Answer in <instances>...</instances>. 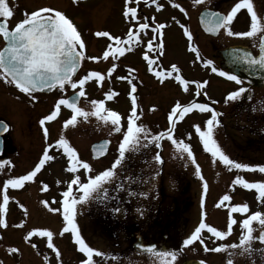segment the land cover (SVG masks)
Segmentation results:
<instances>
[{"label": "rangeland", "instance_id": "374dc122", "mask_svg": "<svg viewBox=\"0 0 264 264\" xmlns=\"http://www.w3.org/2000/svg\"><path fill=\"white\" fill-rule=\"evenodd\" d=\"M103 1L105 2V9H102L100 13L97 11L98 14L95 13L94 15L91 12L88 23L91 28L109 31L110 36L104 38L95 35L84 36L88 48L85 52L86 62L80 73V77H84L89 75L90 71L101 73L100 69L103 68L101 74L105 77V80H101L104 82L101 87L97 81L88 84L85 90L87 93L86 99L81 105V109L88 113L86 118L90 125L88 141L110 133L115 140V151L111 153L112 157L110 156L106 160L111 164L115 158L119 157V145L123 141L129 126L131 103L128 95L130 94L131 82H137L136 84L140 87L139 112L134 118V122L147 130V135L143 132L139 134L138 146L134 150L126 151L125 154L124 160L127 161L132 158L135 161L136 168L132 171L129 168H122V170H126L125 175L121 174V169L116 170L115 176L103 187H109L112 183H115L114 187L120 189V191L126 189L125 196L122 199L124 200L126 197V203L140 205V208H134L133 213L137 216L135 219L141 222L145 220L142 216L148 210L149 212L151 209L156 210L158 205L184 203L187 195L183 196L181 190L185 187V183L190 181L192 188L189 194H203L207 199V203H220L224 195H229L231 197L230 201L224 202L227 204L226 208L228 210L236 205L245 203L250 205V211L245 213L247 216L239 218L238 223L233 225L235 231H241V222L250 218L254 214L253 211L264 214V198L249 202L251 200L247 197L258 196L257 191L236 184L235 178L239 176L248 182H264V173H260L258 170L230 169L218 157H212L211 153L204 148L203 142L194 127L199 126L201 130L206 131V121L212 115H209V112H200L196 108L188 113L177 110V113L172 117L176 121L175 124L171 123L169 116L177 103L182 107L192 103H207L215 108L216 112L221 113L217 118L219 125L213 129L214 139L221 149L237 162L264 166V87L252 88L245 83L238 84L220 76L218 72L213 74L211 70L213 66L222 70L219 64L221 59H217L216 54L218 55L220 51L226 49L229 45L237 43L247 45L257 53L261 37L264 35L260 9L262 0H251L258 17L257 33L254 36L242 37L228 34L229 28L232 32L250 30L251 18L247 16L245 8H241L228 27L223 28L216 39L209 38L200 31L198 15L203 9L211 7H216L223 14L228 15L231 9L241 0H202L199 3L196 0H152V8H147L143 12L144 17L148 18L150 22L149 27L146 28L148 34H152L148 37L149 39L143 37L145 29L141 30L139 27L145 20L142 17L143 14L139 15L138 28L135 29V31L137 30L136 33L139 34L137 37L134 36L135 32L132 31L135 26L133 27L130 24V21L136 17H130V19L129 16L125 17L123 15L124 6H138L139 8L145 5L146 0ZM109 2H113V4L110 5ZM110 10L112 11L110 12ZM79 25L83 28L86 24ZM159 25H164V27L160 28L159 34H157L153 29ZM180 25L183 26L182 29L178 28ZM86 27L89 26L86 25ZM130 30L133 33L132 38L135 37L134 40L128 38ZM186 33H191L195 43L193 48L197 49L196 52L202 63L204 64L210 60L213 62L212 67L198 65L189 48L192 46L193 40L186 41ZM111 37H120V40L124 41L122 44H117L118 49H124L121 53L123 57L120 59L114 57L115 39ZM148 40L152 44L151 48L147 44ZM164 41L166 42L165 47H163ZM108 42H111L113 47L111 46V50L107 53ZM105 53H107V56H105ZM145 54L153 59L155 66L153 70L147 68V64L143 59ZM155 56H158V60ZM89 57H97L98 59L93 60ZM157 73L160 75H157ZM123 76L132 81L118 80ZM167 76L170 79H167ZM163 79H167V81ZM181 79L186 80L188 83L181 84ZM197 83H199V88ZM241 87L248 91L235 100H226L231 92L237 91ZM115 92L117 93L116 103L107 105V109L110 112H116L124 119L123 121L120 120L121 132L118 136L113 133L115 126L109 118L110 112L100 113L99 116L95 115L94 113L99 108V104L93 103L99 102L101 100L99 97L102 94V98L105 97L107 101L111 94L114 95ZM64 94L65 91L61 90L51 98L54 100ZM3 95H0V109L4 107L2 103L5 102L4 109L9 110L8 114L12 115L14 119L15 130L19 132V120L16 114L19 112L21 105L11 92L9 95L6 94L7 97ZM84 120V116H79L74 125L81 126L85 123ZM61 123L63 124L65 121H61ZM95 128L98 131L94 130ZM169 129H174L172 132L173 139L190 145L195 163L192 162L191 157L187 156V153L180 150L182 144H173L172 140L167 137L158 142L159 146L153 141V136H159L160 133L167 132ZM157 155L162 157L163 163L155 159ZM197 165L199 166V172H197ZM30 168L31 165H17L15 174L11 175L3 169V163L0 160V209H3L0 212V221H2L0 222V264H53V260L58 258L53 249L48 247L46 236L39 235L38 238H32L26 243H22L18 237L20 235L17 230L20 227V220L24 219V214L30 215L27 219V221H30L29 226L34 225L31 224L33 221L37 223V226L38 223L43 224L41 226L42 231H50L47 229L49 224L40 220L36 208L23 206V210H26V212L20 210L19 202L25 199L24 194L20 191L10 190L11 185H8L7 189L4 187L7 180L26 174L27 169L30 170ZM45 174L47 173L44 172L42 177ZM193 175L200 176V179L193 180ZM47 177H49V173ZM42 182L39 185L42 189L50 187L49 185L45 187ZM5 194L9 197L8 201H10L9 205L6 206L3 203ZM46 198L49 199V196ZM193 209L192 207L190 211L192 212ZM32 215L34 218L31 219ZM219 219L218 216L213 222ZM251 227L253 229L252 237L257 236L260 230L263 229V225L258 222H253ZM30 228H26V230L28 231ZM240 236L239 234L238 237ZM249 243L252 244L253 239ZM59 244L61 249V257L59 258L61 259H58L54 264L76 262L75 251L70 250L62 243ZM255 247L258 248L257 245ZM12 249H16V251H12ZM230 260L232 264H264V251L260 249L237 250L234 251Z\"/></svg>", "mask_w": 264, "mask_h": 264}, {"label": "flooded vegetation", "instance_id": "af4514ba", "mask_svg": "<svg viewBox=\"0 0 264 264\" xmlns=\"http://www.w3.org/2000/svg\"><path fill=\"white\" fill-rule=\"evenodd\" d=\"M7 3L13 11L12 17L7 19L9 29L14 28L17 22L24 19L25 13H31L39 8H53L64 13L76 26L85 44V48L83 49L84 58L81 61V68L73 80L76 81L83 78L80 77V73L86 62L85 52H87L88 48V44L86 43L87 41L84 36H97V32L106 31L103 29L91 28L88 23V17L91 12L94 15L97 11L100 13L102 9H105V2L103 0H7ZM109 3L110 5L113 4V2ZM152 6V0H146L145 5H142L139 8L138 6H131L136 9V18L130 21V24L133 25V27L135 26L134 29H132V31L135 32L134 36L137 37V35H139L138 32L136 33L137 30L135 31V29L138 28L139 15L143 14L145 9H151ZM128 7L130 6H124V11H126ZM206 9L221 12V10L216 7ZM260 9L262 14L261 21L264 25V0H262ZM111 11L112 10H110V12ZM199 15L198 25L200 31L209 38H218L224 27L220 29L216 36L207 35L200 27ZM130 17L131 16L129 15L128 18ZM142 17L145 19L143 22L150 25L148 18H145L144 14ZM4 20L5 18L0 17V22H3ZM84 23L89 27H86L85 25V27L82 28L79 25ZM178 28L182 29L183 26L180 25ZM106 32L110 33L109 31ZM144 33L143 37L146 39H149L148 37L152 35L148 34L146 29L144 30ZM185 36L187 35L185 34ZM118 38L120 39V37ZM134 39L135 37L132 38V40ZM188 40L187 36L186 41ZM147 42V44H149V40ZM108 43L109 46L106 48L107 53L113 47L111 42ZM194 44L193 40V44L189 48L198 65L212 67V65L202 63L198 53L193 51ZM238 45L247 46L237 43L229 45L228 47ZM5 46L6 41L3 36L0 35V50H2ZM165 46L166 42L164 41L163 47ZM151 52L153 51L151 50ZM253 52L256 53L254 50ZM114 57L117 59L123 57L121 52L118 51L116 40L114 44ZM155 58L158 60V56H155ZM216 58L220 59L217 54ZM219 64H221V61H219ZM100 70L102 73L103 68ZM222 70L227 71L225 69ZM91 72L93 71H90V73ZM0 73H2V70H0ZM101 73L100 75L103 77L102 79L97 80L95 77H91L85 82L83 89H81L79 85H77V88L73 89L70 87V84H66L63 89L65 94L54 100L51 96L61 92V89L58 87L50 93H32L30 96L21 92L14 84L8 83L4 79L3 75H0V95L5 93V95H3L5 97L6 94L9 95L11 92L21 105L19 112L16 114L19 120V132H16L15 130L14 119L12 115L8 114L9 110L4 109L5 102L2 103L4 107L0 109V122H4V125L6 124L8 126L7 130H5L2 135L3 154L0 156V160H2L3 169L13 175L15 174V167L17 165H31L30 170L27 169L26 171V174H28L38 165L45 150H47L48 154L53 157V159L45 161L43 166H41L40 171L31 181H25L19 188L10 187V190L13 189L14 191H20L26 196L25 199H22L19 202V208L21 207V211L26 212V210H23V206H33V208L38 210L40 220L49 224L47 229L53 233L52 243L54 247L52 249L56 255L57 250L59 252L58 258L53 260V264L54 262H57L58 259H61L59 258L61 257L59 243H62L70 250L75 251L76 262L72 261L70 264H81V262L86 259L85 254L78 250L79 246L75 243L74 234L71 232H63V229L68 226L67 222L64 220L63 205V201L68 198L63 196V192L67 191L68 188L71 187V197L79 199L82 193L79 191L78 185L71 184L72 180L79 177L80 182L84 183L87 182L89 176L95 177L104 170L111 168L116 158L111 164L107 162L106 159H108L111 156V153H114L115 151V140L113 136L108 133L95 140L88 141L90 125L86 118L84 120L85 123L81 126H65V123L62 124L61 121H66L71 119L73 115H76V113H74L66 105L60 106L59 112L51 121H45L43 125L40 124V121L45 116L55 111V105L60 99H68L69 97L76 95L78 92L83 91L85 95L80 96L77 104V106L81 108L82 103L86 99L87 93L85 90L87 89L88 84L92 83V81H97L98 85L100 84L99 86L101 87L104 83L101 80H105V77ZM215 73L213 72V74ZM167 79L170 78L167 76ZM167 79L163 80L167 81ZM118 80L132 81L131 79H127L125 76L122 78L120 77ZM136 83L137 82H131L130 86V115L133 108H135L136 115H138L139 112L140 87ZM133 87L135 89L134 91ZM116 96L117 93L115 92V94H111L110 98L106 101L105 97L102 98L103 94L100 95L99 99L101 98V100L99 102L103 103V109H100V113L110 112V110L107 109V105L116 103ZM32 97H36V99H32ZM133 97H135V104H133ZM210 107L212 108V106ZM210 114L211 113L209 112V115ZM78 117L79 115L77 116V120ZM120 118L121 121L124 120L123 117L120 116ZM44 128L48 129L47 137L44 135ZM94 130L98 131L97 128ZM120 132L121 128L119 132H116V130L113 131L115 136L120 135ZM61 139L67 141L68 146L74 149L77 154V163L75 164L76 171L69 170L73 167L74 162L69 159L68 155L64 151V148L57 144V141ZM103 140H107L109 142L108 153L102 158H95L98 152H94L92 146ZM50 145L51 147H49ZM79 162L88 163L91 171L89 172L83 169L82 164ZM122 168H129V170L132 171L136 168L135 161L132 158L127 161L123 160L122 165L120 164L115 171L121 169V174L125 175L126 170H122ZM44 172L47 174L42 177ZM48 173L49 177H47ZM198 178L200 179V176H192L193 180H197ZM40 182H42L44 186L49 185L50 187L42 189L39 186L41 184ZM114 184L115 183H112L109 187H103L108 190L106 198L96 199L94 194L93 198H89L76 206L75 223L78 225V230L82 239L88 246L102 253V255H95L93 257L94 264H161V258L158 256V253L165 251L176 253L174 264H201V262H204V264H228V261L234 251L244 249L239 246L241 236L238 237L239 234L242 235V231L244 230L240 229L241 231H235L233 225L238 223L239 218L247 215L245 213L241 214L239 212H231V210L226 208L227 204L225 203H207V199L203 196V194L190 195V189L192 188L190 181L186 182L185 187L181 190L183 191V196L187 195L184 199V203L177 202L169 205H158L156 210L151 209L150 212L148 210L147 213L142 216L145 220L141 222L135 219L137 216L133 213L134 208H140V205L126 203V197L124 200L122 199V197L125 196L124 193H126V189H122L120 191V189L114 187ZM34 186L36 187L33 188ZM47 196H49V199L46 198ZM247 198L251 200L249 202H253V200H255L254 197L251 196H248ZM45 201H47V204ZM9 203L10 201H8L7 204L9 205ZM192 207L194 209L191 212L190 210ZM248 208H251V206L248 205ZM53 209L56 210L54 211ZM116 209H119V211H116ZM253 212L255 213L257 211ZM23 216L24 219L20 220V227L17 225L19 228L17 231H19L20 236L18 237L20 238V241L22 243H26L32 238L35 239L36 237H39L40 232H42L41 226L43 224L40 225L38 223L37 226V223L32 221L31 224L34 225L29 226L30 221H27V219L30 215L28 216L27 214H24ZM218 216L220 219L213 222L215 218H218ZM230 217L233 218L236 223L232 225L230 234H228L225 238H217L212 233H209L207 229H203L201 231L203 244L199 241L194 242L190 246H185L183 244V241L187 239L201 223L215 227L217 230L227 232ZM32 218H34L33 215L31 216V219ZM29 227L31 228L27 231L26 228ZM261 231L262 230H260V232ZM260 232L257 236L253 237V243H249L247 245V247L251 250L260 249L264 251V245L257 240ZM29 233H31V235H29ZM233 244L237 245V247L233 248ZM256 245L258 248L255 247ZM205 246H207V249L209 250L206 251ZM216 247H221L224 250L219 252L211 250ZM153 248L155 251L152 250ZM168 259L170 261V258Z\"/></svg>", "mask_w": 264, "mask_h": 264}, {"label": "snow or ice", "instance_id": "6c2138e0", "mask_svg": "<svg viewBox=\"0 0 264 264\" xmlns=\"http://www.w3.org/2000/svg\"><path fill=\"white\" fill-rule=\"evenodd\" d=\"M196 2H202V0H196ZM177 7H179L177 5ZM241 8H246L248 13L251 16V26L249 31L245 32H232L231 29H228L229 35L234 36H242V37H252L257 33V13L254 10L253 3L251 0H241V2L237 3L230 11L228 15H220L219 13L213 12L210 14V19L208 23L211 25L210 30L215 31L221 27L227 28L231 23L233 18L236 16L237 12ZM13 15L12 9L9 7L7 0H0V17L5 18L3 22H0V35L3 36L6 41V46L0 50V70L4 79L10 83L14 84L17 89L21 92L26 93L31 96L32 92L36 90H44V89H54L59 88L61 90L64 89L66 84H70L73 89L77 88V85L83 89V86L87 80L91 77H95L97 80L102 79L103 77L99 72H91L89 75H85L83 78L74 81L72 79L73 74L75 73L77 67L79 66L81 60L84 58L83 49L85 48L84 41L81 38L79 31L73 22L61 11L53 9V8H39L38 10L32 11L31 13H25L24 19L17 22L14 28L9 29L7 24V19L11 18ZM124 15L131 16L133 18L136 17V9L132 7H128L124 12ZM140 29H146L149 27L147 23H141L139 25ZM164 25H159L154 28L153 31L159 34L160 28H163ZM188 39L191 40V33H186ZM97 36L100 37H109L110 34L106 31H101L96 33ZM133 33L130 30L128 33V38L132 39ZM115 39L117 44H122L124 41L120 40L118 37H111ZM149 48L152 47V44L149 43ZM159 47V46H158ZM119 52L123 53L124 49L119 48ZM193 51H197V49H193ZM261 55L257 58L255 56H251L248 53L242 57V59L249 65L258 66L260 69H264V38L261 41ZM107 56V53H105ZM147 59V56L145 57ZM89 59H98L97 57H89ZM149 65L154 62L149 59ZM212 61H206V65H212ZM175 68V66H173ZM214 73L218 72V74L222 77H226L229 80L235 81L238 84H242V79L236 74L230 73L228 71H223L217 69L215 66L211 69ZM157 75H160L157 73ZM181 84H187L188 82L181 79ZM197 87L199 88V83H197ZM133 87V91H134ZM248 91L247 89L241 87L237 91L231 92L226 100H235L240 97L243 93ZM199 94V93H198ZM79 96H84L85 93L80 91L76 94ZM32 99H36V97H32ZM94 104H99V108L94 113L95 115H100V109H103L102 102H93ZM133 104H135V97H133ZM66 105L70 108L76 115H73L71 119L65 121V126L74 125L77 116H84L87 118L88 113L84 112L81 108L77 106V102L75 100L68 99H60L55 105V111L45 116L40 124L43 125L45 121H51L59 112L60 106ZM193 108L199 109L201 112H210L211 118L206 121L207 130H201L199 126H194L196 132L199 134L200 139L203 142L204 148L211 153L212 157H218L219 160L230 169L236 170H245V171H256L258 170L260 173H264V166L260 165H248L244 163L237 162L231 159L219 146L217 141L214 139L213 129L214 127L219 125L218 116L221 113L215 111L214 108H211L208 104L205 103H192L186 106H181L179 103L175 105L172 114L169 116V120L172 124H175L176 121L172 118L173 115L177 113V110L183 113H188ZM136 117L135 108L129 117V126L127 128V132L124 135L123 141L119 145V157L114 161L111 168L104 170L99 173L95 177L89 176L87 182L81 183L79 177H76L71 181L72 185H78L79 191L82 195L79 199L72 198L71 192L72 188L69 187L67 191L63 192V196L68 198L63 201L64 205V220L67 222V227L63 229V232H71L74 234L75 243L79 246V251L85 254L86 259L81 262V264H94L93 257L95 255H102L98 250H94L90 246L86 244V242L82 239L78 225L75 223V211L76 206L86 201L89 198H93L95 194L96 199L106 198L108 190L103 188V185L110 182L111 179L115 176V169L120 166L122 161L125 159L126 151L134 150L138 144L140 139V133H145L147 135V130L143 129L141 126H138L134 122V118ZM103 118V117H102ZM109 118L111 119V123L115 126V130H120V116L116 112H110ZM7 125L5 124L4 130H7ZM174 129H169L167 132H162L159 136H153L152 139L157 146H159V141L164 137L172 140L173 144H182V152L187 153L188 157L192 158V162L195 163L194 154L190 149V145L187 143H183V141H176L172 138V132ZM44 135L47 137L48 129L44 128ZM57 144L64 148L65 153L68 155L69 159L74 162L73 167L70 168V171H76L75 164L77 163L76 157L77 154L74 149L70 148L67 144V141L61 139L57 141ZM51 147V145L49 146ZM101 150L102 146H101ZM53 159L52 156L48 154V151L42 154V158L40 159L38 165L30 171L26 175H21L18 178L9 179L6 181L4 187L7 189L8 185H11L13 188L21 187L25 181H31L37 173L40 171L41 166L45 163V161ZM155 159L163 163L162 157L157 155ZM82 164L83 169L87 171H91L90 165L86 162H79ZM197 172H199V166L197 165ZM235 183L242 185L244 188L252 190L255 189L258 193V199L264 198V182H248L247 180L241 179L239 176L235 178ZM46 187V186H45ZM206 188V185H205ZM231 197L229 195H224L221 204L225 201H230ZM9 197L5 194L3 197V203L6 206L8 203ZM47 204V201H45ZM54 211L56 209H53ZM3 209H0L2 212ZM119 211V209H116ZM249 211L248 205L245 203L243 205H236L231 207V212H239L241 214L247 213ZM2 222V221H0ZM253 222H258L261 225H264V214L259 211L255 212L250 216V218L244 219L242 223V235L240 240V247L244 248L247 251H251L250 248L247 247L248 243L253 239L252 232L253 229L251 227ZM236 221L230 217V222L228 225V231H220L215 227H211L206 225L205 223H201L199 227H197L194 232L183 241L185 246H190L194 242L199 241L203 244V240L201 239V231L203 229H207L209 233H212L217 238H225L228 234H230L232 230V225L235 224ZM31 235V233H29ZM41 236H46L48 238V247L53 248L54 245L52 243L53 233L51 231H42L40 232ZM260 241L264 243V233L259 237ZM233 248L237 247V245L233 244ZM155 251V249H152ZM205 250L207 246H205ZM212 251H222L224 250L221 247H216L211 249ZM12 251H16V249H12ZM57 255L59 252L57 250ZM158 256L161 258V264H174L176 259L175 252H159ZM170 258V261L169 259ZM204 264V262H201ZM228 264H232V261L229 260Z\"/></svg>", "mask_w": 264, "mask_h": 264}, {"label": "water", "instance_id": "95a60500", "mask_svg": "<svg viewBox=\"0 0 264 264\" xmlns=\"http://www.w3.org/2000/svg\"><path fill=\"white\" fill-rule=\"evenodd\" d=\"M213 12H216V11H211L208 9L203 10L199 15V20H200V27L207 35L216 36L222 27L219 29H216L215 31L210 30L211 25L208 23V21L210 19V14ZM216 13H219V12H216ZM219 14L223 15L221 13ZM262 38H264V35L261 37V41H262ZM261 41L259 45V53L257 55H255L250 48L245 47V46H240V45L231 46V47H228L220 51L217 56L221 59V64H220L221 67L223 69L228 70V72L230 73L236 74L242 79L243 82L249 84L252 87H255V88L264 87V69H260L258 66L249 67V65L242 59L245 53H248L251 56H255L258 58L261 55V51H260ZM80 66H81V62L79 66L77 67L75 73L73 74L72 79L78 73ZM54 89L36 90L32 93H49L53 91ZM79 99H80V96L78 97L77 95H73L68 98V100L70 101L75 100L77 104L79 102ZM4 126H5L4 122H0V156L3 154L2 135L5 132ZM116 132H119V131H116ZM101 146L103 150H101ZM108 147H109V142L107 140H103L99 143L94 144L92 146V149L94 152L95 151L98 152L95 158H102L106 156L108 153ZM262 233H264V229L260 233L259 237L261 236ZM257 240L260 243H262L259 238Z\"/></svg>", "mask_w": 264, "mask_h": 264}]
</instances>
